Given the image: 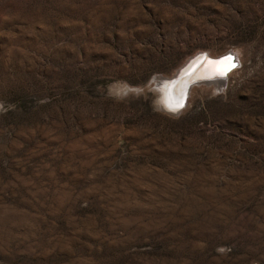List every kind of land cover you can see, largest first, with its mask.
<instances>
[{
  "label": "rangeland",
  "instance_id": "obj_1",
  "mask_svg": "<svg viewBox=\"0 0 264 264\" xmlns=\"http://www.w3.org/2000/svg\"><path fill=\"white\" fill-rule=\"evenodd\" d=\"M0 264H264V0H0Z\"/></svg>",
  "mask_w": 264,
  "mask_h": 264
},
{
  "label": "bare ground",
  "instance_id": "obj_2",
  "mask_svg": "<svg viewBox=\"0 0 264 264\" xmlns=\"http://www.w3.org/2000/svg\"><path fill=\"white\" fill-rule=\"evenodd\" d=\"M210 55H218V54H210ZM216 62L217 61H208L207 60V62H205L204 65L203 64L202 65H198L196 67V71L194 73H196V72L197 73H203V74L207 73L208 75H210L208 77L209 79L204 80V81H206L208 85H211L214 88H219V90H220V88H223L225 86L226 80H227L226 78L229 76L230 73H232L234 71L235 68L232 69L231 71H229L225 77H218L219 75L213 76L214 73L218 74V71H219V69L221 67L220 65L216 64ZM230 64L231 63L229 62V60L226 61L225 64L223 65V68H227L228 66H230ZM189 71L191 72L193 70H189ZM178 72L173 74V75H171V76L157 75V76H155L153 78L155 85L159 86V88H161L163 86H168L167 87L168 91H167V96L166 97H168V99L170 101V104L165 102V103L168 104V106L166 104L165 105L171 110H176V109L180 110L182 108V107H180V105L181 104L183 105L182 100L184 98L183 97L184 93L181 91V89L179 87H176V85H175L176 84V82H175L176 77H179L180 74H181V72L180 73H178ZM190 72H188V73H190ZM185 73H187V72H185ZM179 85H181V83H179ZM177 86H178V84H177ZM159 91H161V89H159ZM160 94H161V92H160ZM186 101H187V97L185 98V102Z\"/></svg>",
  "mask_w": 264,
  "mask_h": 264
},
{
  "label": "water",
  "instance_id": "obj_3",
  "mask_svg": "<svg viewBox=\"0 0 264 264\" xmlns=\"http://www.w3.org/2000/svg\"><path fill=\"white\" fill-rule=\"evenodd\" d=\"M200 57V59L198 58ZM226 57H230L231 59L229 60V62L231 63L230 66H228L226 69H228L224 75H220L217 73H214L213 76L219 75L218 77H225L227 75V73L229 71H231L232 69H234L238 64H239V59L236 55V53L233 50H226L218 55H210L207 54L206 52H204L202 54V56H197L195 61L191 62V59H189L187 62L192 63L190 66V69H187V73H183L181 76L176 77V87H179L181 89V91L184 93V98L182 100V103L184 104L185 102V98L187 96L189 87L194 84L195 82L201 81V80H207L209 79L208 77L210 75H208L207 73L203 74V73H194L196 71V67L198 65H204L205 62L208 61H220L222 58H226ZM188 65V64H187ZM232 65H235L234 67ZM189 70H193V71H189ZM190 72V73H188ZM179 78V79H178ZM179 83H181V85H179ZM178 84V86H177ZM173 88V87H172ZM171 88V89H172ZM177 89V88H176Z\"/></svg>",
  "mask_w": 264,
  "mask_h": 264
},
{
  "label": "snow or ice",
  "instance_id": "obj_4",
  "mask_svg": "<svg viewBox=\"0 0 264 264\" xmlns=\"http://www.w3.org/2000/svg\"><path fill=\"white\" fill-rule=\"evenodd\" d=\"M230 59H231L230 57H226V58H222L220 61H217V62H216V64H218V65L221 66L220 69H219V71H218V74H220V75H224V74H225V72H226L228 69L223 68V65L225 64L226 61H228V60H230ZM232 66L234 67L235 65H232ZM180 107H183V105L181 104Z\"/></svg>",
  "mask_w": 264,
  "mask_h": 264
}]
</instances>
